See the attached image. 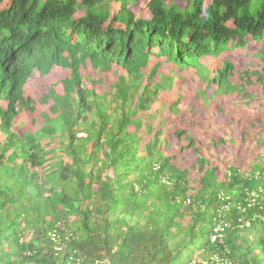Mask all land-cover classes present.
I'll list each match as a JSON object with an SVG mask.
<instances>
[{"label": "trees", "instance_id": "16d2710c", "mask_svg": "<svg viewBox=\"0 0 264 264\" xmlns=\"http://www.w3.org/2000/svg\"><path fill=\"white\" fill-rule=\"evenodd\" d=\"M134 1L0 0V83L23 81L33 67L46 74L59 66L72 74L62 81V94L52 89L45 97L54 104L44 130H53L31 137L38 140L32 147L39 167L46 164L40 144L46 138L58 136L69 159L57 160L45 183L30 176L12 153L22 142L12 130L15 115L0 126L6 136L0 145V264H264L257 211L234 206L223 243L212 244L221 204L217 194L224 190L216 170H205L206 162L199 160L200 188L194 192L188 171L162 152L160 127L137 117L173 86L165 74L145 83L142 69L152 57L157 63L150 82L159 71L158 58L200 72L202 60L217 61L250 40L264 42V0H182L183 7L179 0H149L150 19L137 18L128 8ZM112 2L120 4L113 16ZM167 42L182 50L179 56L169 54ZM79 46L91 54H80ZM107 48L110 56L122 58L117 63L127 77H119L109 94L89 98L82 92L80 68L86 61L108 68L102 57ZM221 65L216 76L222 91L241 93L230 81L234 65ZM52 152L59 156V148ZM239 183L235 179L233 185ZM243 187L254 183L245 181ZM246 222L251 226L241 228ZM198 250L203 263L193 258Z\"/></svg>", "mask_w": 264, "mask_h": 264}, {"label": "rangeland", "instance_id": "374dc122", "mask_svg": "<svg viewBox=\"0 0 264 264\" xmlns=\"http://www.w3.org/2000/svg\"><path fill=\"white\" fill-rule=\"evenodd\" d=\"M148 2L149 0H135L128 5V8L137 18L150 19ZM178 3L182 4V7L186 5L182 0ZM119 9V3H109V12L112 16ZM82 14L83 12H79V16ZM118 26L119 24H115V27ZM152 59L155 60L154 62L157 61L155 58ZM217 59L211 64H218V68L226 61L234 65L230 81L233 85L242 88V92H234L228 102H225L224 98L216 99L206 84L200 83L197 77L199 72L197 75L195 72H180L172 65L164 63L159 70L161 76L156 74L151 82L148 72L154 66V62H151L144 72L145 83L151 85L153 82H159L169 69L175 68L172 88L159 92L150 110L140 112L137 117H140L144 123L150 122L157 131L159 127L165 125L160 131L162 137L167 138L168 143L163 139L161 150L177 169L188 171L189 186L194 192L200 188L201 175L197 171L199 160L206 162L205 170L215 169V176L221 179L220 181L229 168L236 169L241 174L264 169V42L250 40L244 49L225 51ZM81 73L84 78L93 75L92 81L84 80V83L87 87L96 90L99 95L108 94L110 86L118 79L117 71L96 75L89 63L81 69ZM123 74L121 70V75ZM71 75L68 69L60 67L53 68L43 76L35 71L25 86L26 97L33 100L35 112L27 109L20 112L14 121L13 130L21 136L32 135V132L37 130L46 135V132L53 130L50 127L44 130L48 118L53 117L50 108L54 104L52 99L45 100V95L52 89L61 94L62 81L69 79ZM200 93L208 100L201 97ZM243 95L250 96L242 98ZM178 128H184L191 135L194 146H189L175 134ZM5 139L6 136L0 127V145ZM40 144L46 148L51 159L44 168L40 169L41 178V175L53 170L57 160L69 161V159L61 149L58 136L51 143L48 139H43ZM58 148L59 156L53 158L52 150ZM202 253V250H198L193 258L202 262L200 257Z\"/></svg>", "mask_w": 264, "mask_h": 264}, {"label": "clouds", "instance_id": "9594fccd", "mask_svg": "<svg viewBox=\"0 0 264 264\" xmlns=\"http://www.w3.org/2000/svg\"><path fill=\"white\" fill-rule=\"evenodd\" d=\"M80 50V54H84V55H90L91 53L87 50V49H82L80 46L77 47ZM166 49H168L169 54L172 56H179V54L181 53V49L171 43L167 42V46ZM106 51H108V48L105 50V52L103 53L102 57H107L108 59L104 61V63H108L110 66L108 68H106L105 66L100 68V69H95L92 67V64L90 61H86L85 65L82 66L80 68V74L81 77L83 78V82H82V92L83 90H85L88 94H89V98L93 97L96 93L99 94L96 90L89 88L85 85L84 80L86 81H92V77L93 75H87L85 78L83 77L82 73H81V69L85 68L87 63H89L91 65V67L93 68L94 72L96 73V75H105L107 73L105 72H115L117 71V76L116 78L119 79V77L123 76V77H127V71L117 63V61H119L120 59H122L121 57L118 56H110L108 53H106ZM154 53H156V50H153ZM176 52H179L178 54H176ZM102 53L101 52L98 54L97 57H99V55ZM66 55V54H64ZM126 58V57H125ZM154 58V57H152ZM99 59V58H98ZM161 61L160 64V68L162 64H170L173 67H175L177 69V71L180 72H195L196 75L199 71H197V69H194L193 67H185L183 70H180L179 67H177L175 65V63L173 60L171 59H166V58H158ZM166 60V61H165ZM154 62V60L150 59L148 62V65L142 69V73L144 75L145 70L149 67L150 63ZM157 62H154V66L151 68V70L148 72L150 75L152 74V72L156 69L155 65ZM202 65H203V70L207 71L204 74L203 70L200 71L197 75L198 80L200 81V83H204L206 84L207 88H209V90L211 91V93L213 94V96H216V99L219 98L222 100V98H224L225 102H228L229 97L232 94H227L224 93L222 91V89L220 88V79L217 78L216 74L217 72L221 71L222 69V65L218 68V64L217 65H212V62L209 61H205L202 60L201 61ZM55 67H59V66H53L49 72H51V70ZM62 68V67H60ZM159 68V70H160ZM175 68H171L168 70V73L165 74L166 78H168V76L171 77V81L174 82L175 79V75L173 74V72H175ZM69 70V69H68ZM121 70L124 72L123 75H121ZM37 71L39 73V75L43 76L48 74L49 72H47L46 74H43L40 70H38L37 68L32 69V71H28L27 76L25 75L24 79L22 81V79H20L19 81H6L3 79V81L0 83V90L3 89L1 91V96H0V126L3 125V123L6 122L5 118H8L9 114L12 113V115H15L13 120H12V126H14V121L16 119V117L18 116V114H20V112L25 111L26 109L31 111L33 108L35 110V106L33 104V100L30 97H26V93H25V86L28 80H30V77L33 76V73ZM70 71V70H69ZM159 74V76H161V74L159 73V71L156 73ZM155 74V76H156ZM118 79L116 80V82L114 84H116L118 82ZM22 81V82H21ZM99 81H101L99 79ZM113 91V85L110 86V92ZM63 93V92H62ZM61 93V94H62ZM108 93V94H109ZM48 94V93H47ZM46 94V95H47ZM58 94V93H57ZM204 94H207L204 92ZM204 94L200 93V96L203 97L205 100H208V98L206 96H204ZM45 95V97H46ZM105 95V94H103ZM21 98L24 100V105L21 104L19 98ZM76 96V94H75ZM87 97V96H86ZM215 99V100H216ZM20 101V102H19ZM214 101V100H211ZM176 104V103H175ZM35 112V111H33ZM165 127V125L160 127V130H162ZM13 130V128H12ZM14 133H16L19 137L20 140L22 141L21 143H18L14 148H13V152H16L17 155L19 156V162L23 163V165L28 169L29 171V175H37L38 178V182L43 184L47 181V178L50 176L52 170L50 172H47L46 175H39L40 169L44 168L45 165L43 167H39L37 162H38V155L37 153L33 150V145L37 144L36 142L38 140H33V138L31 139V137H33V135H36V139L41 138V134L43 132H41L40 130H37L35 132H32V135L29 136H21L18 132H16L15 130H13ZM185 133L187 135H189L184 128H178L175 132V134L180 137L182 140H184L185 142L188 143L189 146H194V140L193 143L191 144V142L186 138ZM50 136V135H49ZM191 137V135H189ZM163 139L167 140V138L162 137ZM192 138V137H191ZM48 139V138H46ZM50 140V139H48ZM52 142V141H51ZM49 142V143H51ZM33 144V145H32ZM42 146V145H41ZM42 149H44L45 153L47 154V150L44 146H42ZM48 154L46 156V163H48L51 159H49ZM199 163V161H198ZM199 165V164H198ZM200 166L197 168V171H199ZM216 173V172H215ZM201 175V174H200ZM215 176V174H214ZM215 179L217 181V183L222 184L224 186V190L220 191L217 194L218 197V201L220 204V207L218 208L217 212H215L214 216V224H213V228H212V232L210 235V242L212 244L214 243H223L224 240V235H225V228L227 229L230 225V223L227 222V215L231 212V210L233 209V207L235 206L239 211H243V212H247V210H255L257 211L256 214L254 215V219H258L259 223L256 226L255 231L259 230L260 228H264V223L262 221V210H260V206L259 203L261 202V200L259 199L257 201L258 204H256L255 207H248L247 203H246V199H247V195H246V191H252V190H256L260 184H261V180L264 179V169H262L261 171H254L251 170L250 173L248 174H241L238 170L233 169V168H229L228 171L226 172V174L223 175V179L222 181H220L221 179H218L217 176H215ZM238 180L240 181V183L238 185H233L234 181ZM245 181L254 183V187L253 188H248V187H243V184L245 183ZM231 186V188H230ZM241 189V193L243 192V195L240 194V191H238L237 189ZM31 192L34 191L33 189L30 190ZM241 202H238V196H240ZM237 202V203H236ZM187 203L190 204V199L187 200ZM251 226L250 222H246L244 225L241 226V228H249ZM217 227H220L221 231L219 233V237L217 238V240L212 241V237L214 235H217L215 232V229ZM254 231V232H255ZM224 234V235H223ZM255 236V235H253ZM252 235H250L249 237L252 238ZM259 251H255V253H258ZM226 263V262H225Z\"/></svg>", "mask_w": 264, "mask_h": 264}, {"label": "built area", "instance_id": "2783aa9c", "mask_svg": "<svg viewBox=\"0 0 264 264\" xmlns=\"http://www.w3.org/2000/svg\"><path fill=\"white\" fill-rule=\"evenodd\" d=\"M246 195H247L246 203L248 207H255L256 204H258L257 201L259 199L261 200L259 206H260V210H262L263 212L262 221L264 223V179L261 180V184L256 190L246 191ZM220 231H221L220 227H217L215 229L217 235H214L212 237V241L217 240Z\"/></svg>", "mask_w": 264, "mask_h": 264}]
</instances>
